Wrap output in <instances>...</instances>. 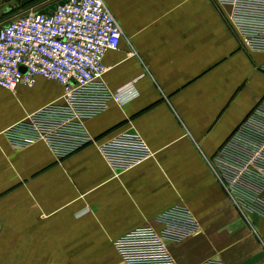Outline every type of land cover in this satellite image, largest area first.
I'll use <instances>...</instances> for the list:
<instances>
[{"label":"crops","instance_id":"obj_1","mask_svg":"<svg viewBox=\"0 0 264 264\" xmlns=\"http://www.w3.org/2000/svg\"><path fill=\"white\" fill-rule=\"evenodd\" d=\"M215 1L103 0L123 32L103 79L121 99L87 119L91 143L61 159L3 133L62 102L60 84L0 87V264H124L114 240L159 228L156 216L176 204L199 222L168 242L177 264H264V219L242 218L207 161L264 95V53L241 44Z\"/></svg>","mask_w":264,"mask_h":264},{"label":"built area","instance_id":"obj_2","mask_svg":"<svg viewBox=\"0 0 264 264\" xmlns=\"http://www.w3.org/2000/svg\"><path fill=\"white\" fill-rule=\"evenodd\" d=\"M216 1L229 7V23L241 44L264 53V0ZM122 37L103 0H69L52 14L31 7L1 25L0 87L14 92L40 76L63 90L62 102L44 105L7 127L8 143L26 148L42 141L57 159L91 143L85 121L121 99L103 79V57L118 48ZM260 69L264 72V61ZM207 161L242 218L249 222V214H256L264 219V95ZM156 221L159 228L140 226L114 240L124 264H177L168 242L199 230L198 220L182 204L163 210ZM199 264L225 262L215 258Z\"/></svg>","mask_w":264,"mask_h":264},{"label":"rangeland","instance_id":"obj_3","mask_svg":"<svg viewBox=\"0 0 264 264\" xmlns=\"http://www.w3.org/2000/svg\"><path fill=\"white\" fill-rule=\"evenodd\" d=\"M3 1H4L3 9L5 10V13L4 12L2 13V11H1L2 22L0 23V26L7 23L8 21L13 19L14 17L25 13L31 7L30 5L23 6V7H19L18 5H16L14 9L13 8L9 9L10 6H14L15 1L14 0H3ZM38 7L39 6H35V7H33V9L37 10ZM226 9H227V7H226Z\"/></svg>","mask_w":264,"mask_h":264},{"label":"water","instance_id":"obj_4","mask_svg":"<svg viewBox=\"0 0 264 264\" xmlns=\"http://www.w3.org/2000/svg\"><path fill=\"white\" fill-rule=\"evenodd\" d=\"M17 1H18V6L23 7V6H26V5L32 3L36 0H17ZM68 1L69 0H56V1L52 2L51 4H49L48 6L39 9L38 12L44 13V14H52L58 5H62Z\"/></svg>","mask_w":264,"mask_h":264},{"label":"trees","instance_id":"obj_5","mask_svg":"<svg viewBox=\"0 0 264 264\" xmlns=\"http://www.w3.org/2000/svg\"><path fill=\"white\" fill-rule=\"evenodd\" d=\"M39 9H41V7H38V8H37V11H38Z\"/></svg>","mask_w":264,"mask_h":264}]
</instances>
